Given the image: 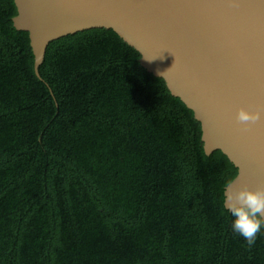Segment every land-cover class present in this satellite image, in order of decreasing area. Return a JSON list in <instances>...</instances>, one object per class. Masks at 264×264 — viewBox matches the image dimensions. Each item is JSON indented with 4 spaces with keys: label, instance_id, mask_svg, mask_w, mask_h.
I'll list each match as a JSON object with an SVG mask.
<instances>
[{
    "label": "trees",
    "instance_id": "obj_1",
    "mask_svg": "<svg viewBox=\"0 0 264 264\" xmlns=\"http://www.w3.org/2000/svg\"><path fill=\"white\" fill-rule=\"evenodd\" d=\"M0 0V264H264L223 205L238 168L114 30L52 40L34 71Z\"/></svg>",
    "mask_w": 264,
    "mask_h": 264
},
{
    "label": "water",
    "instance_id": "obj_2",
    "mask_svg": "<svg viewBox=\"0 0 264 264\" xmlns=\"http://www.w3.org/2000/svg\"><path fill=\"white\" fill-rule=\"evenodd\" d=\"M14 1L13 24L29 34L40 79L49 42L112 29L193 111L205 152L219 149L238 168L225 190L264 188V119L249 125L236 119L239 107L264 112V0Z\"/></svg>",
    "mask_w": 264,
    "mask_h": 264
},
{
    "label": "clouds",
    "instance_id": "obj_3",
    "mask_svg": "<svg viewBox=\"0 0 264 264\" xmlns=\"http://www.w3.org/2000/svg\"><path fill=\"white\" fill-rule=\"evenodd\" d=\"M236 119L243 125L255 124L264 119V112L239 107ZM223 205L230 218L232 232L242 237L249 248L252 247L258 235L264 233V188L229 185L224 193Z\"/></svg>",
    "mask_w": 264,
    "mask_h": 264
}]
</instances>
